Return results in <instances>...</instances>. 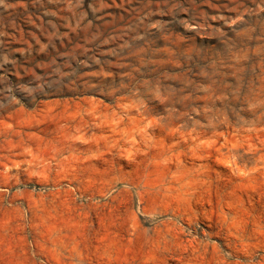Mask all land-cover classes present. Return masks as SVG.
<instances>
[{
    "label": "rangeland",
    "instance_id": "1",
    "mask_svg": "<svg viewBox=\"0 0 264 264\" xmlns=\"http://www.w3.org/2000/svg\"><path fill=\"white\" fill-rule=\"evenodd\" d=\"M0 264H264V0H0Z\"/></svg>",
    "mask_w": 264,
    "mask_h": 264
}]
</instances>
